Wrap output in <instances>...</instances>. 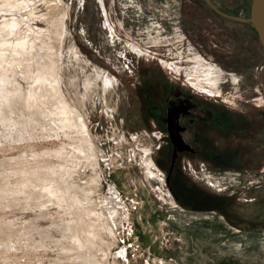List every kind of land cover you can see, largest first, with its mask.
Returning <instances> with one entry per match:
<instances>
[{
	"label": "rangeland",
	"instance_id": "obj_1",
	"mask_svg": "<svg viewBox=\"0 0 264 264\" xmlns=\"http://www.w3.org/2000/svg\"><path fill=\"white\" fill-rule=\"evenodd\" d=\"M164 1L170 0H28L29 4L25 0L20 4L30 6L32 13L23 18L17 10L22 16L14 25L16 13L0 0V33L15 41L35 40L34 48L22 47V52L6 55L0 64V264H84L79 248L72 247L68 228L79 212L57 206L42 192L48 169L78 192H83L79 183L89 182L94 201L85 206L108 215L111 231L105 225L94 239L107 251L106 256L98 252L100 264H264V49L250 24L220 17L204 0H181L179 25L161 18L166 14ZM211 1L232 15L250 13L251 0ZM132 44L144 53L131 51ZM198 54L223 68L218 84L206 85L215 97L188 78L187 68L196 64ZM44 62L58 68L61 90L83 116L88 132L72 126L65 134H52L45 128L44 115L27 103L33 71ZM106 74L115 84L105 92ZM150 78L167 85L177 114L183 110L194 119L204 118L206 107L223 100L219 108L228 109L241 122L245 138L233 143L242 148L241 154L185 153L183 163L200 161L210 169L262 173L263 181L235 192L219 191L192 172L199 167L186 165L184 173L172 176L173 181L181 178L190 190L214 194L220 201L212 209L179 203L166 176L169 145L158 152L163 139L149 131L164 124L154 108L139 99H148L140 93L146 90L143 80ZM18 94L22 99H17ZM190 131L180 142L206 148L203 142L209 140L202 139L206 132L192 140ZM79 136L93 141L94 158L62 154ZM143 147L149 148L148 156L157 163V168L152 166L162 179L146 169ZM111 184L117 188L115 217L104 202L111 196ZM78 210L85 212L84 206Z\"/></svg>",
	"mask_w": 264,
	"mask_h": 264
},
{
	"label": "bare ground",
	"instance_id": "obj_2",
	"mask_svg": "<svg viewBox=\"0 0 264 264\" xmlns=\"http://www.w3.org/2000/svg\"><path fill=\"white\" fill-rule=\"evenodd\" d=\"M6 1V8H10V10H12L14 13H16L17 10H20L24 13L23 18H26L30 13H32L30 6L22 5L25 0ZM20 2H22V4H20ZM26 3L29 4L28 0H26ZM107 11L108 10L105 9V16L107 19L104 22L106 23V28L107 26H110V20L108 18ZM21 16V14L18 15L17 13L13 15L12 24H18L16 20L20 19ZM176 29L177 31H179L178 27ZM178 33L180 34V31ZM29 41L30 40L26 41L21 38H18L15 41L14 37L8 36V34L0 33V64L2 65V62L5 61L6 55L22 52V47L31 49L34 48L35 40L32 39L30 41V46L28 45ZM48 47L51 48L50 44L48 45ZM131 51L139 54L140 56L142 55V53H144V50L135 44H132ZM194 59L196 64L191 65L192 68H187V74L189 76L188 78H194L190 82L193 84V86L200 87L204 89V91L209 95L215 97L216 95L214 94V91L211 88L206 87V85L208 84L209 86L213 87L216 86L224 72L223 68L214 63L207 62L206 58L202 54H198ZM162 61L164 62L165 60L162 59ZM167 64H169L176 70L181 69V66L176 65L175 62H169ZM189 71H191L192 73H189ZM33 72L32 86L29 90L30 99H27L26 101L30 104V106L35 108L37 113H41L42 115H44L45 128L51 130L52 134L55 133L56 135H59L60 131H62L63 134L67 133L68 128L72 126H76L79 130H81V132H83V128L86 130V132H88V127L83 116L78 115L76 110H74L70 106L63 91L61 90V76L58 68L55 65L47 66L46 62H44V64H42L40 67H37V70ZM3 79L4 78H2V80ZM233 79L237 82L239 78L233 75ZM114 84V79L106 74L103 85L105 88V92L108 91ZM17 99H22V96L18 94ZM56 113H58L59 115ZM46 123L48 128L46 127ZM154 134L157 136L156 132H154ZM92 143L93 141L91 139H86L85 137L81 138L79 136L78 140H75L73 143H69L68 146H66V153L62 154L65 157L74 156L81 158V156H84L86 160L90 159L91 157L94 158L92 153L93 146L91 148V145H93ZM142 150V158L143 162L145 163L146 169L149 171L152 177L157 175L158 178L162 179V177L159 175V171L157 172L154 170V168L157 166V163H155L153 158L148 156L149 148L143 147ZM152 165H154V168ZM48 171L49 169L45 171V173H43V175L46 176V180L42 182V187L44 188L42 192H45L48 195L49 200L55 199V203L57 204V206L61 205V208L63 206H65L66 208L74 207L77 212H79L77 216L78 218L70 220V224L68 227L72 230V233H70L73 239L72 243H74V246L72 247H74L75 249L76 247L79 248L76 250L81 253L80 257L83 259L84 264H100L101 259L98 255V252H103L104 256H106L107 251H105L102 245L99 244L97 239H94L96 236H101V229L104 228L103 230H105L106 226L111 231L108 222V215H106V212L104 211H98L93 207L89 209L85 206L94 201L93 198H91L92 195H90L93 189L87 187L89 182H81L82 184L79 183L78 187L83 192H78L74 189H71L72 185L64 183L65 180H63V182L60 181L59 179H57L56 175H50ZM36 172L39 173L38 170H36ZM93 182L94 185L97 184L95 183V181H92V183ZM38 190L41 191V189ZM110 193V198H106L104 202H106L109 213L113 217H115V215L118 213V210L114 207L115 204H113V199H117V188L113 184H111ZM34 196L37 198L36 195H29V197ZM83 206L85 208V212L79 211L78 209ZM91 212L92 215L90 214ZM85 214H87V216L89 214L90 215L88 217L82 216ZM105 219L106 221H104Z\"/></svg>",
	"mask_w": 264,
	"mask_h": 264
},
{
	"label": "flooded vegetation",
	"instance_id": "obj_3",
	"mask_svg": "<svg viewBox=\"0 0 264 264\" xmlns=\"http://www.w3.org/2000/svg\"><path fill=\"white\" fill-rule=\"evenodd\" d=\"M204 2L212 9L217 15L220 17L226 18L216 12L205 0ZM223 11V8H219ZM228 11H234L231 8H226ZM225 12V11H224ZM228 19V18H227ZM235 21V20H233ZM239 22V21H236ZM242 23V22H239ZM229 73V72H228ZM145 82L146 90H143L140 93V97L143 95H147V100L143 98H139L141 104H147L152 106L153 111L157 114L158 118L161 119L162 123L164 124L163 127H154L156 129L149 130L151 134L155 135L154 132L160 134L159 138H162V143L158 146V152L164 148V146L169 145L171 151V158L168 164H166V172H167V181L170 184L171 178L176 177L182 173H184L183 168L188 165L187 163L182 162V155L186 153V155L190 154H213V155H238L243 152L242 148L233 146L234 141L238 139H244L245 134L241 128L240 120L237 121L235 118H232L228 114V109H221L219 106L223 104V100L221 102L213 101L215 105L210 106L207 108V113L204 118L199 116H195L196 118L189 117L188 111H179L177 114L176 109L171 107V103L169 101L170 95L169 88L167 85L161 84L157 78H150L147 80H143ZM182 89V88H181ZM175 90L178 91V95H181V91L179 88ZM152 102V103H151ZM155 102V104H153ZM255 107H261V104H254ZM193 107H197L195 104L192 105ZM217 106V107H216ZM223 106V105H222ZM161 109L164 110L162 114L157 112ZM228 110V111H227ZM148 114L154 117L153 111L147 109ZM189 119L188 124L186 118ZM216 118V119H215ZM191 120V121H190ZM189 125V126H188ZM193 128L192 131H190ZM189 132V138L192 140H199L201 139L200 135L203 132H206L207 136H204L202 139L209 140L208 142H203L207 145V147H195L194 143L189 144V147L185 146L180 142L181 138H186L185 131ZM183 134V135H182ZM183 138V139H184ZM212 140H215L214 143ZM211 141V142H210ZM242 141V140H241ZM197 146V145H196ZM158 162L159 159H157ZM162 162V161H161ZM191 162V161H190ZM197 163V164H196ZM204 162H195L194 165H199ZM173 176V177H172ZM180 179V178H179Z\"/></svg>",
	"mask_w": 264,
	"mask_h": 264
},
{
	"label": "built area",
	"instance_id": "obj_4",
	"mask_svg": "<svg viewBox=\"0 0 264 264\" xmlns=\"http://www.w3.org/2000/svg\"><path fill=\"white\" fill-rule=\"evenodd\" d=\"M166 14H163L161 18L165 19L172 24L179 25L182 15L181 0H170L169 2L162 3ZM168 12L166 11V9ZM194 165L188 163V167L192 168ZM198 169L192 168V172L203 180L208 185L215 187L219 191L235 192L236 189L241 186L255 185L263 181L262 173L257 175L241 169H210L205 163L195 165ZM264 173V169L262 170Z\"/></svg>",
	"mask_w": 264,
	"mask_h": 264
},
{
	"label": "trees",
	"instance_id": "obj_5",
	"mask_svg": "<svg viewBox=\"0 0 264 264\" xmlns=\"http://www.w3.org/2000/svg\"><path fill=\"white\" fill-rule=\"evenodd\" d=\"M246 24H250V23H246ZM253 29H254V27H253ZM254 31H255V29H254ZM255 33H256V31H255ZM225 168H231V167H222V168L220 167L219 169H225ZM170 184H171L170 185L171 191L173 192V194L176 195L179 203H181V204L191 205V203H194V204L196 203V205L198 204V209H203V208L212 209V208H216L215 204L218 205L216 202L219 203V201H220L218 199V196H216L214 194L207 193V192L200 193L197 189L190 190L191 187L189 185H188L189 186L188 187L186 185V183L183 182V180L181 178L178 179V181H176V182H174L172 179L170 181ZM189 192L192 193V197L194 196L193 197L195 199L194 202L191 200V197H189L190 196ZM226 197H229V196H226ZM230 198H231V196H230ZM206 203H211L212 204L211 206H213V207L205 206Z\"/></svg>",
	"mask_w": 264,
	"mask_h": 264
},
{
	"label": "water",
	"instance_id": "obj_6",
	"mask_svg": "<svg viewBox=\"0 0 264 264\" xmlns=\"http://www.w3.org/2000/svg\"><path fill=\"white\" fill-rule=\"evenodd\" d=\"M216 12L231 20L242 23H250L258 36L261 46L264 49V0H251L250 13L247 17L232 15L220 10L211 0H205Z\"/></svg>",
	"mask_w": 264,
	"mask_h": 264
}]
</instances>
